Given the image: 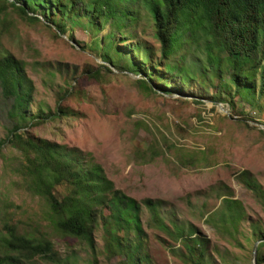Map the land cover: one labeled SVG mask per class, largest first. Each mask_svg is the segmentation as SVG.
<instances>
[{"label":"rangeland","instance_id":"1","mask_svg":"<svg viewBox=\"0 0 264 264\" xmlns=\"http://www.w3.org/2000/svg\"><path fill=\"white\" fill-rule=\"evenodd\" d=\"M2 4L0 50L25 63L34 85L31 114H55L58 107L74 112L69 117L34 122L25 130L36 138L79 150L84 162L100 165L115 189L128 197L138 202L163 201L165 218L170 214L181 224H191L205 240V255L211 264H257L252 250L264 239L257 234H264V207L237 176L245 172L264 191V95L259 99L255 95L256 107L234 96L232 108L210 99L214 88L182 85L175 77L167 86L158 83L169 92L165 93L155 82H143L141 75L125 71L115 49L130 52L135 63L145 66L160 57L153 22L141 0L125 3L136 8L139 18L121 32L109 21L93 29L81 19L67 22L65 34L56 33L40 11L35 14L40 22L27 23ZM136 43L150 54L137 55L133 51ZM184 52L182 49L173 59L178 61ZM109 58L118 67L106 60ZM48 78L51 82L44 86ZM9 128L6 105L0 99V140L6 138ZM3 152L18 156L12 149ZM9 166L0 159V209L20 231L44 235L61 259L74 264H123L124 256H111L105 250L107 226L100 223L93 228L90 245L57 233L43 222L42 201L17 185L18 178ZM227 193L240 202L244 212L245 221L239 223L235 240L205 222L219 209L220 195ZM148 219L149 214L143 212L145 237L134 259L144 258L141 264H186L172 253L179 245L172 247L175 244L166 235L148 228ZM263 245L264 241L257 246L256 260L260 254L261 264ZM36 264L49 263L39 260Z\"/></svg>","mask_w":264,"mask_h":264},{"label":"trees","instance_id":"2","mask_svg":"<svg viewBox=\"0 0 264 264\" xmlns=\"http://www.w3.org/2000/svg\"><path fill=\"white\" fill-rule=\"evenodd\" d=\"M129 1L0 0L27 23L40 22L35 15L40 11L58 34H65L67 22L73 24L81 19L93 29L109 21L121 32L126 24L139 18L136 8L126 5ZM141 4L153 22L160 57L151 66H145L135 63L130 52L115 49L116 59L123 62L125 71L141 75L145 78L143 82H155L165 93L169 92L158 83L167 86L166 82L176 77L182 85L216 89L210 98L215 104L227 103L234 108L233 97L238 96L256 107L255 95L257 99L264 95V0H141ZM106 44L113 47L112 41ZM182 49L184 54L174 60ZM133 51L137 55L150 54L139 43ZM188 54L192 55L190 61L186 60ZM106 60L118 67L113 59ZM45 81L44 86H48L51 79ZM33 90L25 63L0 50V99L6 105L10 124L6 138L0 140V159L9 162L18 178L17 185L42 201L43 222L57 233L90 245L93 228L101 223L102 227H108L104 230V237L108 238L106 252L124 256L123 264H141L144 258L138 256L135 260L134 255L145 237L141 216L147 212V227L166 235L175 244L172 247L179 245L172 248L174 255H179L186 264H211L205 255V240L198 237L191 224H181L170 214L165 218L163 201L138 202L115 189L100 165L91 160L84 162L79 150L30 135L25 129L34 122L74 113L58 107L55 114L32 115L29 104ZM4 148L16 151L18 156L8 157ZM237 180L264 207V191L245 172ZM220 196L219 209L205 222L217 233L235 240L239 223L245 221L243 208L228 193ZM1 214L0 264H36L39 260L74 264L68 258L61 259L53 242L44 235L20 231L5 210ZM257 234L264 238V234ZM256 262H263L260 254Z\"/></svg>","mask_w":264,"mask_h":264},{"label":"water","instance_id":"3","mask_svg":"<svg viewBox=\"0 0 264 264\" xmlns=\"http://www.w3.org/2000/svg\"><path fill=\"white\" fill-rule=\"evenodd\" d=\"M263 241H264V239L259 240V241H257V242L254 244V246H253V250H252V259L254 260V262L256 261V256H257V246H258L259 243H261V242H263Z\"/></svg>","mask_w":264,"mask_h":264}]
</instances>
